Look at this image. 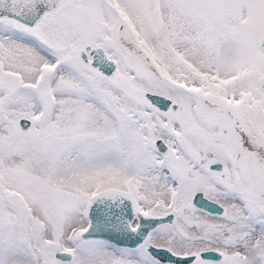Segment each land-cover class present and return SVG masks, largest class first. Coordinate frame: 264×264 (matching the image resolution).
<instances>
[{
	"label": "snow or ice",
	"instance_id": "snow-or-ice-1",
	"mask_svg": "<svg viewBox=\"0 0 264 264\" xmlns=\"http://www.w3.org/2000/svg\"><path fill=\"white\" fill-rule=\"evenodd\" d=\"M0 264H264V0H0Z\"/></svg>",
	"mask_w": 264,
	"mask_h": 264
}]
</instances>
